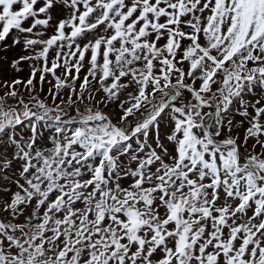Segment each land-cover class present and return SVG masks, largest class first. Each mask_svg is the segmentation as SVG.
I'll list each match as a JSON object with an SVG mask.
<instances>
[{
  "label": "snow or ice",
  "instance_id": "1",
  "mask_svg": "<svg viewBox=\"0 0 264 264\" xmlns=\"http://www.w3.org/2000/svg\"><path fill=\"white\" fill-rule=\"evenodd\" d=\"M0 264H264V0H0Z\"/></svg>",
  "mask_w": 264,
  "mask_h": 264
}]
</instances>
